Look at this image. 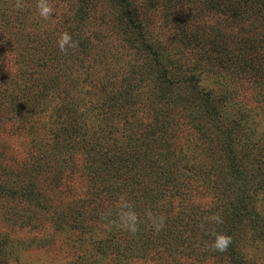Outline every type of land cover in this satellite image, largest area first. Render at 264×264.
<instances>
[{
  "label": "trees",
  "instance_id": "16d2710c",
  "mask_svg": "<svg viewBox=\"0 0 264 264\" xmlns=\"http://www.w3.org/2000/svg\"><path fill=\"white\" fill-rule=\"evenodd\" d=\"M21 3L23 7L17 9L16 0H0V130L1 125L6 128L9 123V130L4 131L7 136L22 134L28 144L21 149L22 157L20 149L17 154L9 146L5 147L8 152H0V166H8L6 173L10 175L9 185L0 183V190L18 201L35 204L34 186L40 185L33 173H40L41 163L48 165L52 161V156L46 160L40 154L50 150L57 160L69 159L62 167L91 163L95 169L88 176L93 179L95 174L100 175L94 184H102L110 192L106 197L117 203L118 211L126 202L134 206L142 225L151 230L145 237L158 241L156 264H171L174 259L166 256L167 250L176 245L169 239L171 225H176L172 224L174 219L188 220L186 226L178 224V230L195 237L179 249L183 264H214L221 262L222 256L230 264H260L261 257H251L246 251L264 247L259 246L264 242V128L250 114L253 107L243 100L245 95L223 76L229 70L231 74L233 70L239 74L263 73V39H237L234 48L213 61L210 53L202 57L211 66L202 67L200 74L217 80V94L212 88H197L202 59L186 65L179 52L154 41L150 43L143 26L135 20L134 5L129 3L128 25L135 33L137 45L134 44L144 59L143 65L130 63L126 71L115 76L107 73L98 89L100 98H96L89 90V64L92 58L96 60V45L91 41L83 8L66 20L43 22L35 18L38 10L31 17L25 3ZM139 25L141 29L135 30ZM64 31L77 45L68 47L66 53L57 44ZM157 89L163 95L158 102ZM205 96L210 100L207 111L222 119L217 125L219 136L226 138L222 144L232 150V154L223 153L236 167L232 171L236 180L227 181L224 186L231 191L230 196L217 186L214 192L212 185L196 189L195 174L199 168L191 164L184 171L185 177H181L185 170L180 167L181 158L191 151L195 156L200 153L195 142L197 133L210 143L217 142L209 131H201L203 102L198 99ZM260 104L255 108H264ZM163 106L167 114L160 113ZM139 107L144 115L133 119ZM229 108L234 110V116L227 115ZM136 131L148 132L147 153L142 152L146 149L143 144H137L133 136ZM216 147L214 144L217 152ZM208 148L215 153L211 146ZM218 148L225 149L221 143ZM47 171L43 175L52 176V170ZM90 202L82 196L73 202V207L81 210ZM148 212L165 218L161 231L156 232L151 226ZM213 214H219L223 223L206 219ZM214 232L232 237L226 251L211 247Z\"/></svg>",
  "mask_w": 264,
  "mask_h": 264
},
{
  "label": "rangeland",
  "instance_id": "374dc122",
  "mask_svg": "<svg viewBox=\"0 0 264 264\" xmlns=\"http://www.w3.org/2000/svg\"><path fill=\"white\" fill-rule=\"evenodd\" d=\"M21 1L25 3L31 17H34L38 0ZM48 3L54 8L52 16L48 20L40 15L35 18L42 19L43 22L66 20L76 10H81L80 7L83 8L84 18L93 30H89L93 37H90L91 41L96 45L93 47L96 60L94 62L92 58L89 64L92 78L89 90L96 98H100L98 89L107 73L115 76L126 71L130 63H138V67L143 65L144 59L139 48L135 46V33L128 25L129 3L134 5L135 20L143 26L144 35L150 43L154 41L161 46L166 45L170 51L179 52L183 55L182 59L186 65H193L198 62V58L202 59L204 64L197 72V88H212L216 91L219 86L217 80L200 74L202 67L207 66L210 69L211 66V63L202 57L210 53L209 57L213 61L214 58L229 52L228 49L234 48L237 39L258 37L263 39L261 41L264 44V0H48ZM140 25L134 29L138 31L141 29ZM261 51L264 67V48ZM100 61L103 63L94 68ZM213 67L218 68L216 65ZM231 71L224 72L223 78L245 95L243 100L253 107L250 114L261 121L260 124L264 128V108H255L260 102V105L264 106V71L261 74H239L235 70L231 74ZM156 93L155 101L158 102L163 95L158 89ZM216 93H219L218 90ZM198 100L203 102L201 121L204 130L201 131H209L217 142L214 140L210 143L209 139L197 133L195 142L200 153L195 156L191 151L190 155L181 158L180 167L185 169L182 170L181 177H185L184 171L188 170L191 164L199 168L195 174L196 189L198 186L202 188L212 185L213 192L218 187L230 196L231 191L225 190L224 186L227 181L236 180L232 174L236 167L234 168L227 155L223 154L225 151L232 154V150L222 144L226 138H221L218 134L217 125L219 119H222L207 111L210 100H207L206 96ZM142 109L139 107L132 118L141 119L144 115ZM165 109L166 106H163L160 113L167 114ZM234 114V110L229 108L227 115ZM8 125L9 123L7 130ZM6 128L1 125L0 152H8L5 147L9 146L15 149L17 154L20 149L19 156L22 157L24 151L21 149L28 144L26 137L22 134L8 137V132H4ZM133 136L137 139V144L146 147L142 152L147 153L148 132L136 131ZM188 142L194 147L191 141ZM220 143L225 149L218 148ZM214 144L217 145V152L213 148ZM210 146L215 153L212 154L208 148ZM40 154H43L42 158L46 160L52 156V161L48 165L41 163L40 173H33L34 180L40 185L34 186V195L37 197L33 200L35 204L28 200L18 201L13 195H7L4 189L0 190V264H156L159 260L156 256L158 241L154 242L145 237L150 229L140 223L138 232L132 234L114 226L113 221L118 213L117 203L108 200L106 196L110 192L102 188V184L99 187L94 184L100 175L95 174L93 179L88 176L91 172L93 175L95 169L91 163L83 165L81 162L66 168L62 167V164L69 163L68 158L57 160L50 150ZM7 169L8 166H0V183L4 187L10 183ZM47 169L52 170V176L43 175L49 173ZM186 180L189 183V179ZM82 196L91 202L81 210L79 206L73 207V202ZM54 220H57L56 224ZM180 221L174 219L172 224L177 226L169 227V239L171 243L176 244L167 250L169 254L166 256H174L171 264H183L179 249L186 242L195 239L187 235L188 231L183 235L181 230H178V224L184 223L186 226L188 220ZM179 234L183 236L180 237ZM259 246H264V242ZM246 252L250 253L251 257H261L260 264H263L264 247L256 246ZM220 260L221 262L214 264H230L225 256Z\"/></svg>",
  "mask_w": 264,
  "mask_h": 264
},
{
  "label": "clouds",
  "instance_id": "9594fccd",
  "mask_svg": "<svg viewBox=\"0 0 264 264\" xmlns=\"http://www.w3.org/2000/svg\"><path fill=\"white\" fill-rule=\"evenodd\" d=\"M15 7L20 9L23 7L21 0H16ZM37 10L40 17L45 20H48L53 12L54 8L48 3V0H38ZM57 44L61 52L67 51L68 47H76V42L72 40V36L69 32L64 31L60 33ZM148 219L151 221V226L155 229L156 232H159L163 229L165 224V218L163 216H155L153 213H146ZM215 223H223V219L219 214H213L212 216L206 218ZM140 216L135 211L134 206L131 203H123L121 208L117 213V218L113 221L114 226L120 228L121 230L128 231L132 234H135L139 230ZM214 239L211 247L219 252L226 251L232 243V237L226 233L214 232L212 233Z\"/></svg>",
  "mask_w": 264,
  "mask_h": 264
}]
</instances>
